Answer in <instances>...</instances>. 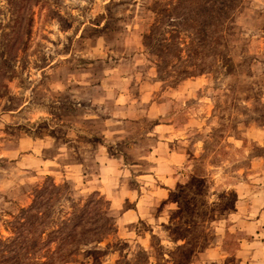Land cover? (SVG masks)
I'll return each instance as SVG.
<instances>
[{"label": "rangeland", "instance_id": "rangeland-1", "mask_svg": "<svg viewBox=\"0 0 264 264\" xmlns=\"http://www.w3.org/2000/svg\"><path fill=\"white\" fill-rule=\"evenodd\" d=\"M1 250L264 264V0H0Z\"/></svg>", "mask_w": 264, "mask_h": 264}, {"label": "trees", "instance_id": "trees-1", "mask_svg": "<svg viewBox=\"0 0 264 264\" xmlns=\"http://www.w3.org/2000/svg\"><path fill=\"white\" fill-rule=\"evenodd\" d=\"M46 199H48L47 200V202L48 201H50V199H51V197L49 198V197H47ZM37 205H38V203H36ZM36 204H34V205H36ZM33 209H34V207L33 206H31L30 207V209L28 210V214H29V218L27 219V220H25L24 222H23V227H28L29 229L28 230H31V233H33V231H32V229L33 228H36V226H40V225H37V224H35L36 222L34 221H32V218L34 217H36L37 215L36 214H34L32 211H33ZM71 220H72V217L71 218H69V219H67V221L65 222V223H68V222H71ZM106 226V225H105ZM101 241V240H100ZM6 244H2L1 245V248L3 247V246H5ZM19 246H22V244L19 242V240H16V241H13V242H11L10 244H8L7 246H5L7 249H9L10 251H12V250H15L17 247H19ZM5 250H1V252H0V260L2 259V261H1V263H3V264H8L9 263V261L10 260H8V256L7 255H4L5 254ZM28 252V251H27Z\"/></svg>", "mask_w": 264, "mask_h": 264}]
</instances>
